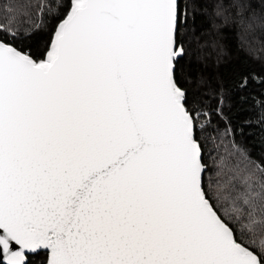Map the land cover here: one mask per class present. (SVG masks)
<instances>
[{"label":"snow or ice","instance_id":"obj_1","mask_svg":"<svg viewBox=\"0 0 264 264\" xmlns=\"http://www.w3.org/2000/svg\"><path fill=\"white\" fill-rule=\"evenodd\" d=\"M228 39L264 63V0H0V264H264Z\"/></svg>","mask_w":264,"mask_h":264},{"label":"trees","instance_id":"obj_2","mask_svg":"<svg viewBox=\"0 0 264 264\" xmlns=\"http://www.w3.org/2000/svg\"><path fill=\"white\" fill-rule=\"evenodd\" d=\"M42 35H38L32 41L33 44H39L42 42ZM224 52L219 57V64L216 65L213 60L205 58V63L208 67L205 69L206 73L213 77H219L225 83L232 84L236 80H238L242 75L252 74L258 77L264 76V63H260L258 61H254L251 59V56L243 50H240L236 46V42L234 39L224 40ZM260 56H264V52L257 53ZM261 91V88L256 83H250L249 88L244 94H255ZM249 104L246 105H237V107H242L247 109ZM250 111H238L235 120L236 123L244 120L246 117L250 116ZM264 135L259 128H246L245 136L242 139L245 143L249 145H255L256 151H259V137Z\"/></svg>","mask_w":264,"mask_h":264}]
</instances>
